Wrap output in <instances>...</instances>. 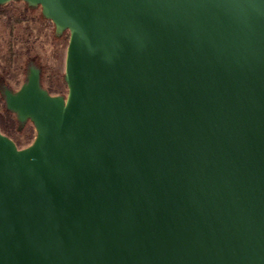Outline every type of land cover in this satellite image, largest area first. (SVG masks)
<instances>
[{
  "label": "water",
  "instance_id": "1",
  "mask_svg": "<svg viewBox=\"0 0 264 264\" xmlns=\"http://www.w3.org/2000/svg\"><path fill=\"white\" fill-rule=\"evenodd\" d=\"M22 1L68 91L4 90L0 264H264V0Z\"/></svg>",
  "mask_w": 264,
  "mask_h": 264
},
{
  "label": "rangeland",
  "instance_id": "2",
  "mask_svg": "<svg viewBox=\"0 0 264 264\" xmlns=\"http://www.w3.org/2000/svg\"><path fill=\"white\" fill-rule=\"evenodd\" d=\"M26 4L27 2L22 0L8 2V13L0 18V73L5 74L17 89L26 80L27 72L19 74V81H16V74L23 70L29 57L37 56L47 88L58 86L61 92L54 94H66L68 87L63 75L69 33L66 30L61 35L63 37L58 36L54 23L46 17H40L41 6L30 9ZM5 106L1 94L0 111H3ZM12 117L18 120L15 113H12ZM20 134L24 138L23 145L30 144L36 135L33 122L27 121Z\"/></svg>",
  "mask_w": 264,
  "mask_h": 264
},
{
  "label": "trees",
  "instance_id": "3",
  "mask_svg": "<svg viewBox=\"0 0 264 264\" xmlns=\"http://www.w3.org/2000/svg\"><path fill=\"white\" fill-rule=\"evenodd\" d=\"M6 6H7V3L6 4H0V18L4 15H6L8 12H7V9H6ZM26 6L30 9H34L35 6H31L29 5L28 3L26 4ZM42 19L45 18V16L42 14L40 16ZM22 19H24V17H22ZM67 32L69 33V31L67 30ZM62 34L58 35V36H61ZM63 37V36H61ZM12 51V49H11ZM30 61H33L37 66H40L39 65V61L37 59V56H34V57H29L23 70L22 71H19L17 74H16V81H19L20 79L18 78L20 75L19 74H25L27 71H28V67H29V64H30ZM63 79H64V75H63ZM41 82H42V85L44 87L47 88V85H45V77L43 76V70H42V76H41ZM64 82H65V79H64ZM18 83V82H17ZM13 84H12V81L9 80L5 74L3 73H0V95L2 93V90L4 87H8V88H13ZM51 93H60L61 91L59 90L60 87L56 86L54 88V86H48L47 88ZM18 125H19V122L17 119H14L12 117V112L5 106L4 110L3 111H0V129L5 133L7 134L8 136H10L11 138H13L16 143L18 144L19 147H23V137L22 135L20 134L22 129H19L18 128ZM26 136V135H24Z\"/></svg>",
  "mask_w": 264,
  "mask_h": 264
},
{
  "label": "flooded vegetation",
  "instance_id": "4",
  "mask_svg": "<svg viewBox=\"0 0 264 264\" xmlns=\"http://www.w3.org/2000/svg\"><path fill=\"white\" fill-rule=\"evenodd\" d=\"M57 35H60V34H57ZM32 65H36L33 61H30V64H29V67H28V71H27V75H28V72H29V69H30V67L32 66ZM37 66V65H36ZM39 68H40V71H41V76H42V68L40 67V66H38ZM27 75H26V79H27ZM6 88H8V87H4L3 88V90H2V96L4 97V100H5V96H4V90L6 89ZM46 88V87H45ZM10 89H12L13 91H15V90H17L16 88H10ZM6 103V102H5ZM12 112V111H11ZM12 113H14V112H12ZM18 118V117H17ZM27 121H29V120H27ZM27 121H25V122H20L19 121V119H18V122H19V125H18V128L19 129H23V127L25 126V124H26V122ZM31 121V120H30Z\"/></svg>",
  "mask_w": 264,
  "mask_h": 264
}]
</instances>
